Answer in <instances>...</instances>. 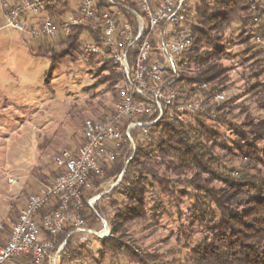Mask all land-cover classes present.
Wrapping results in <instances>:
<instances>
[{
  "label": "trees",
  "instance_id": "16d2710c",
  "mask_svg": "<svg viewBox=\"0 0 264 264\" xmlns=\"http://www.w3.org/2000/svg\"><path fill=\"white\" fill-rule=\"evenodd\" d=\"M94 1L98 12L108 6L106 0ZM123 1L134 7L131 0ZM52 4L55 10L50 14L54 17L56 12L64 11L66 3L52 0ZM123 14L131 18L126 10ZM233 22L238 24L240 31L236 38L244 45L246 54L241 65L250 72L245 92L264 109V43L259 47L254 44L255 39L264 42V0H196L194 17L187 18L185 23L192 43L181 56L179 78L173 83L178 88L179 100L202 97L204 110L183 113L176 120L164 115L148 126L149 140L138 139L135 149L123 146L114 161L103 166L102 175L93 179V189L109 178L120 176L109 193L118 194L123 200L117 206L112 199L111 214L95 207L89 209L86 201L93 190L83 193L81 214L90 213L85 217L86 225L91 227L104 216L108 221L109 234L95 237L102 247L98 250L100 258L108 251L134 264H167L163 254L139 251L122 238L128 223L144 219L148 213L157 219L161 212H167L162 197L170 195L178 214L183 201L190 202L187 223H180L178 228L180 234L191 242L200 233L199 239L188 245L184 260L174 264H264V119L237 105L234 97L213 99L227 89L229 69L217 59L225 54L224 43ZM98 30V26L90 24L73 25L65 35L63 48L47 46L44 53L39 48L34 51L36 55L47 54L50 59L46 81L61 60H74L75 52H81L80 37L84 31L95 40ZM97 56L102 64L91 88L121 81V71L113 59L100 54L91 56L90 61ZM242 114L244 117L237 119ZM185 115L193 116L194 123L184 121ZM216 126L227 128L234 137L228 156L229 160L238 159L239 167L223 171L224 157L213 154L214 145L230 137L224 131H216ZM137 132L133 130V134ZM50 174L56 175L54 171ZM180 184L191 190L180 189ZM71 229L66 226L56 235L48 236L54 244L52 251L57 250ZM70 237L61 246L58 264L77 260L84 248L82 244L74 245Z\"/></svg>",
  "mask_w": 264,
  "mask_h": 264
},
{
  "label": "built area",
  "instance_id": "2783aa9c",
  "mask_svg": "<svg viewBox=\"0 0 264 264\" xmlns=\"http://www.w3.org/2000/svg\"><path fill=\"white\" fill-rule=\"evenodd\" d=\"M75 12H68L60 22L52 17V0H19L2 3L5 26L31 37L54 39L61 32L68 35L73 25L98 26L96 39L81 47L80 55L90 60L104 55L118 65L122 77L112 114L101 120L83 122L81 144L75 153L61 151L53 157L56 176L31 193L9 228L0 222L6 237L0 242V264H54L57 252L48 238L66 226L82 240L97 232L86 225L81 214L82 196L93 188L103 166L112 163L119 150L127 145L135 149L138 139L148 137V126L166 115L176 120L183 113L204 110L202 97L179 100L173 83L179 78V61L188 52L192 36L186 29L190 0H106L108 6L98 12L94 0H74ZM126 10L131 18L123 14ZM259 40V39H258ZM224 99L223 93L214 95ZM167 111H165V109ZM138 132L133 134V130ZM10 181H12L10 179ZM86 201L93 209L94 200ZM101 237L109 234L104 223Z\"/></svg>",
  "mask_w": 264,
  "mask_h": 264
},
{
  "label": "rangeland",
  "instance_id": "374dc122",
  "mask_svg": "<svg viewBox=\"0 0 264 264\" xmlns=\"http://www.w3.org/2000/svg\"><path fill=\"white\" fill-rule=\"evenodd\" d=\"M3 1L0 0V78L2 81L8 82V86L11 85V92L17 91L15 101L12 98V101L16 103L0 108V123H5L9 127L5 131L9 134V140L5 147L8 155L3 162L8 173L5 179L6 186L5 188L1 187L0 191V204L6 205L7 211L0 222L9 228L16 221L27 197L56 176L50 174L52 171L55 174L58 171L55 169L53 157L64 150L70 153H75L78 150L81 144L84 120L87 118L101 120L113 113L121 81H117L114 85L105 83L91 88L95 81L97 68L102 64V59L97 56L92 61H85L80 52H75L74 60L66 58L58 63L57 69L54 70L52 77L47 82L50 59L47 54L36 55L34 51L39 48L44 53L47 46L56 50L63 48L65 35L59 32L54 39L31 36V40L27 39L22 32L5 26V20L1 14ZM195 1L188 2L189 19L194 17ZM65 15L66 9L63 12H56L54 17L61 20ZM239 31L238 24L233 22L224 43L225 54L217 59L218 63L229 69L227 89L222 93L225 100L234 97L237 105L247 107L248 113L258 119H264V109L259 106L253 96L245 92L250 72L248 68L241 65V60L246 57V54L243 53L244 45L239 43L236 38ZM89 39V33L84 31L80 37L79 49ZM263 43L256 39L254 41L256 47ZM13 77H17V86L14 85ZM244 115L242 114L237 119L241 120ZM183 119L186 122L194 123L191 115H185ZM14 125L17 126V129L11 128L15 127ZM215 130L224 131L230 135L229 138L220 140L213 147L214 155L224 157L223 171L239 167L240 161L238 159L229 160L228 156V150L232 147L234 137L229 134L227 128L216 126ZM1 149H4V146ZM16 158L21 160H16ZM20 165H22L21 170L29 174V177L23 179L24 183H19L21 179L15 176ZM36 165L40 169L47 167V171L44 174H37ZM30 174L38 178H31ZM42 175L48 178L43 179ZM119 179L120 176L112 177L100 183L97 188H92L91 197H96L93 207L111 214L113 212L110 207L112 199L117 201V206H121L123 200L121 196L109 193ZM178 187L191 190L185 184H180ZM162 200L167 212H161L157 219L148 213L146 218L128 223L125 226V235L122 239L139 251L161 253L164 262L174 264L175 261L184 260L188 245H191V242L194 244L199 239L200 233H196L192 241L187 242L178 231L180 223H187V210L190 202L184 200L181 212L178 214L171 204L172 196H163ZM89 215V211H85L84 216ZM104 223L109 229L106 216L93 222L91 228L97 234H90L85 240L77 235L70 237L74 245L82 244L84 248L80 249V257L77 260L67 261L65 264H134L124 256L111 255L108 251L103 258L99 257L98 250L102 247L95 237H101L100 233L102 232L100 231L103 229ZM59 253L60 250L57 252L54 264H58ZM46 264H50L48 260Z\"/></svg>",
  "mask_w": 264,
  "mask_h": 264
},
{
  "label": "crops",
  "instance_id": "0c3cea01",
  "mask_svg": "<svg viewBox=\"0 0 264 264\" xmlns=\"http://www.w3.org/2000/svg\"><path fill=\"white\" fill-rule=\"evenodd\" d=\"M6 1H8L9 3H15L19 0H4L3 2H6ZM61 3H66L64 6V8L66 9V14L68 12H75L76 3L74 0H66L64 2L61 1ZM1 14H2V17L4 18V10H3L2 6H1ZM23 34L27 39L31 40V38L28 34H26V33H23ZM13 78L15 80L14 85L17 86V77H13ZM20 82H21V80H20ZM10 86H8V82L2 81L0 78V98H1L0 108H4V107L10 106L12 104L14 105V103H16V102L12 101V98H14V101H15L17 91H13L14 93L11 92ZM14 126L15 127H11V128L17 129V126L16 125H14ZM7 129H9L7 124L0 123V161L2 162L0 164V191H1V187L5 188V186H6L5 179L7 178V173H8L6 171L5 163H3L6 160L4 158L7 157V155H8V152L6 151V148H5L7 146L6 143L9 140V134H7L5 132ZM81 138H82V135H81ZM1 146L2 147L4 146V149H1L2 148ZM17 159L21 160L19 158H16V160ZM52 166H53V164H52ZM21 169H22V165H20V167H18V170H17L18 172H15V176H17L18 178L21 179V181L19 183H21V182L24 183L23 179L26 177H29V174L23 172ZM35 169L37 170V174L38 173L44 174V172L47 171V167L46 168L43 167L42 169H40L39 166H37V165H36ZM30 176H31V178H34V179L38 178L32 174H30ZM42 177H43V175H42ZM6 208H7L6 205L0 204V221H1V218L6 214V211H7ZM5 237H6V231L0 232V242H3Z\"/></svg>",
  "mask_w": 264,
  "mask_h": 264
}]
</instances>
